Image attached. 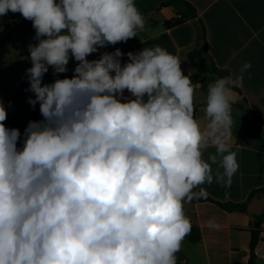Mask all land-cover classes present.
<instances>
[{"label": "clouds", "instance_id": "obj_1", "mask_svg": "<svg viewBox=\"0 0 264 264\" xmlns=\"http://www.w3.org/2000/svg\"><path fill=\"white\" fill-rule=\"evenodd\" d=\"M8 11L36 30L28 102L43 119L29 121L18 147L0 100V264H177L192 227L185 202L207 198L200 186L214 179L230 187L239 167L236 80L209 84L202 127L192 73L166 48L129 52L123 64L119 48L87 59L144 28L135 0H0V16ZM70 54L74 75L42 83L49 66L67 71Z\"/></svg>", "mask_w": 264, "mask_h": 264}, {"label": "crops", "instance_id": "obj_2", "mask_svg": "<svg viewBox=\"0 0 264 264\" xmlns=\"http://www.w3.org/2000/svg\"><path fill=\"white\" fill-rule=\"evenodd\" d=\"M187 1L194 6L196 15L183 17L179 23L166 26L165 21L183 16L187 14V10L181 5L161 6V0H135L145 20L144 28L137 30V36L129 38L126 42L98 47L87 59H98L103 53L115 52L119 48L124 54L120 57L123 64L128 61L129 52L136 53L154 45L166 48L181 60L180 66L184 75L192 73L196 118L202 127H206L208 119L204 110L208 86L217 77L212 73H205L196 78L195 67L187 57L189 51L199 49L203 43V24L209 61L224 70L226 76L236 80L235 86L239 88H233L235 98L231 113V147L236 153L239 167L232 177L230 187L217 183L215 179L212 184H203L200 187L219 201H243L250 190L264 187V124L239 106L242 102V92L249 107L264 115V0ZM37 43L36 30L31 20L25 19L19 12L12 11L0 16V50L6 44L9 46L5 58L10 60L8 65L11 66L14 60L20 66L16 74L22 86L25 69L32 66L29 46ZM245 62H251V68L243 73L241 80H237L240 68ZM78 63L79 61L70 54L67 71L59 73L58 78H64L69 70L74 72ZM10 66L0 62V75L8 71ZM124 96L130 98L131 94L125 90ZM26 102L27 110L32 109L36 115L41 114L39 103L33 108L28 100ZM3 105L8 112L9 107L4 103ZM16 118L6 119L4 123L9 128L20 130L18 147L22 148L24 130L32 118L26 116L19 122L15 121ZM215 151V147L209 144L204 150V158L207 159L209 154H214ZM211 166L215 176L218 164ZM198 190L200 188L194 191ZM263 208L264 194L253 197L244 212L228 211L213 201L185 202V214L190 218L191 224L198 228L200 239L193 243L185 237L180 251L176 254L177 264H247L252 221ZM210 218L219 225L218 229L208 227ZM255 253V264H264V222Z\"/></svg>", "mask_w": 264, "mask_h": 264}, {"label": "trees", "instance_id": "obj_3", "mask_svg": "<svg viewBox=\"0 0 264 264\" xmlns=\"http://www.w3.org/2000/svg\"><path fill=\"white\" fill-rule=\"evenodd\" d=\"M169 5H181L187 10V14H184L181 17L178 18H171L165 21L166 26H172L177 23H179L183 17H193L196 15V10L194 6L187 0H161V6H169ZM202 38L203 43L199 49H193L187 53L188 59L191 61L193 66L195 67L194 76L196 78L201 77L205 73H212L217 78L225 77L227 74L224 70L218 68L216 64L212 61H209L207 56V42L205 40V28L202 24ZM74 75V72L72 70H69L65 75V77L71 78ZM56 79V76L52 73H45L43 77L44 83H52ZM22 84L20 85V89L22 90ZM234 89L239 90L237 86H233ZM240 98L242 100L241 103H239V106L244 109L245 111L249 112L253 117H255L257 120H259L262 124H264V115L258 114L254 112L248 105V102L242 92H240ZM29 116L33 120H41L38 118L35 114V111L32 109L22 111L18 114L15 121L19 122L24 117ZM199 191V190H198ZM196 191V192H198ZM258 194H264V187L254 188L250 190L247 197L243 201L234 202V201H219L214 199L209 194L207 195V198H200V199H192L191 201H213L217 205H219L221 208L226 209L228 211H237V212H244L247 209L248 203L250 200L255 197ZM264 222V208L262 211L255 217V219L252 221V228L250 233V243H249V249H250V255L248 257L247 264H255L256 262V253L255 248L260 240V233H261V227ZM189 241L191 242H197L200 239V232L198 228L194 225L191 227L190 233L187 235Z\"/></svg>", "mask_w": 264, "mask_h": 264}, {"label": "rangeland", "instance_id": "obj_4", "mask_svg": "<svg viewBox=\"0 0 264 264\" xmlns=\"http://www.w3.org/2000/svg\"><path fill=\"white\" fill-rule=\"evenodd\" d=\"M8 48L9 46L6 44L5 47H2V49L0 50V62L5 63L6 66L9 67L10 65H8V63H10V60L8 58H5L7 51H9ZM19 67L20 66L16 64V61L12 60L10 69H8V71H6L3 75H0V98L2 99L3 103L9 107L7 112V120H10V118L15 119L16 116H18L17 114L22 112V110H27L28 107L26 101L29 99V97L34 98L35 95L29 90V80L26 70L29 69L30 66H27L25 69L26 75L22 90L20 89L19 76L16 74V71L17 69H19ZM48 72L54 74L56 76V79L58 78L57 75L59 73H54L52 66H49ZM36 116L41 120L43 118L41 114Z\"/></svg>", "mask_w": 264, "mask_h": 264}, {"label": "water", "instance_id": "obj_5", "mask_svg": "<svg viewBox=\"0 0 264 264\" xmlns=\"http://www.w3.org/2000/svg\"><path fill=\"white\" fill-rule=\"evenodd\" d=\"M194 115H195V117H196V108L194 107Z\"/></svg>", "mask_w": 264, "mask_h": 264}]
</instances>
